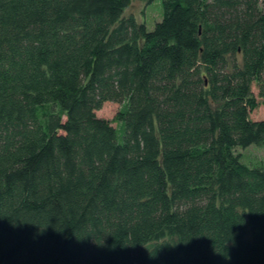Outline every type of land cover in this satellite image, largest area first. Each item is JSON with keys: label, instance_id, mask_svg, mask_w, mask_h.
I'll use <instances>...</instances> for the list:
<instances>
[{"label": "trees", "instance_id": "trees-1", "mask_svg": "<svg viewBox=\"0 0 264 264\" xmlns=\"http://www.w3.org/2000/svg\"><path fill=\"white\" fill-rule=\"evenodd\" d=\"M130 1L0 0V264H264V1Z\"/></svg>", "mask_w": 264, "mask_h": 264}, {"label": "rangeland", "instance_id": "rangeland-1", "mask_svg": "<svg viewBox=\"0 0 264 264\" xmlns=\"http://www.w3.org/2000/svg\"><path fill=\"white\" fill-rule=\"evenodd\" d=\"M124 16H133L139 24H143L146 30L150 32L155 24L162 19L161 0H154L150 5H147L144 0H131L129 7L124 12ZM119 108L120 105L106 103L100 111L96 112V115L99 118L111 121L113 126L119 128V124L113 122ZM251 117L252 119H264V103ZM235 152L240 155L241 162L245 165L264 163V146H251L244 150L237 149Z\"/></svg>", "mask_w": 264, "mask_h": 264}]
</instances>
